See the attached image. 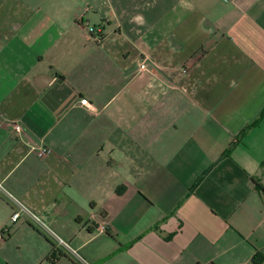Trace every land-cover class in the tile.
Masks as SVG:
<instances>
[{"label":"crops","instance_id":"1","mask_svg":"<svg viewBox=\"0 0 264 264\" xmlns=\"http://www.w3.org/2000/svg\"><path fill=\"white\" fill-rule=\"evenodd\" d=\"M255 181L264 0H0V264H264Z\"/></svg>","mask_w":264,"mask_h":264},{"label":"built area","instance_id":"2","mask_svg":"<svg viewBox=\"0 0 264 264\" xmlns=\"http://www.w3.org/2000/svg\"><path fill=\"white\" fill-rule=\"evenodd\" d=\"M148 65H149L148 60H147V59H144V60L139 64V70H140L141 72H145V71H147V69H148ZM88 109H89L90 111H94V110H95V107H94L93 105H89ZM14 130H15V132H16L17 137H18L20 140L25 141V140L28 139V137H29V131H28L27 128H25V127L23 126L22 123H20V122H16L15 125H14ZM14 201H15V203H17V204L19 205V210L16 211V212L12 215V218H11L12 223H16V222H18V220L21 218V215H22L23 213H25V212H26V213H30L29 210H27V208H25V207H24V206H23L18 200L14 199ZM34 217L38 220V218H37L36 216H34ZM100 230H101L102 232H104V231L106 230L105 226H102V227L100 228ZM60 243H61V242H60Z\"/></svg>","mask_w":264,"mask_h":264},{"label":"trees","instance_id":"3","mask_svg":"<svg viewBox=\"0 0 264 264\" xmlns=\"http://www.w3.org/2000/svg\"><path fill=\"white\" fill-rule=\"evenodd\" d=\"M255 187L258 191H261L264 193V187L262 186V184H260V182L255 181ZM58 256H56L55 254H52V259L55 260L57 259ZM257 261L259 262H263L264 263V258H258Z\"/></svg>","mask_w":264,"mask_h":264}]
</instances>
